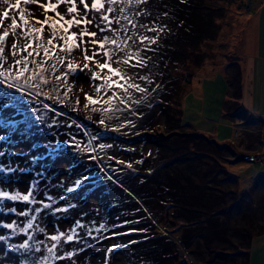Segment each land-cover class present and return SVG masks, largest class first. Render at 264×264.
Returning <instances> with one entry per match:
<instances>
[{
	"label": "rangeland",
	"instance_id": "374dc122",
	"mask_svg": "<svg viewBox=\"0 0 264 264\" xmlns=\"http://www.w3.org/2000/svg\"><path fill=\"white\" fill-rule=\"evenodd\" d=\"M15 2L16 0H8L5 3V0H0V13L7 9L9 4L15 5ZM46 2L47 0H39V3L30 2L25 5L23 0H21L19 9L12 8L9 10V18L3 21V27H8L11 24V17H18L20 11H23L29 20H31L32 16L43 20L44 9L39 4ZM52 3H56V0H52ZM69 6L67 3H61L57 11L65 14L66 18H70L67 15ZM183 6V4L180 6L178 3L164 2V0H141L139 3L137 0H116L115 4L105 5V7L113 9L112 12L107 13L110 19L119 21L111 25V28L115 29V31L106 30L99 32L94 25H89L88 28L90 31H97L96 39L107 37L110 40L115 37L123 41L131 37L127 46L121 44L124 51L117 53V57H119L130 50L133 52L139 50L137 38L130 33V28L135 31L143 30L146 34V31L151 28L152 21L157 20L156 23L159 24L157 27L162 26L166 31L170 28H175L176 30L179 27L178 30L182 29V31L187 32L191 28V22L185 15ZM217 7L215 8L217 10L216 15L213 18L217 22L213 29L214 35L200 39L199 48L201 49L202 59L199 64L194 66L190 82L185 84L184 91L181 93L180 106H182V113L180 114V123L169 127V122L164 117V111L161 108L159 109L157 103H152L150 104L152 110L151 119L146 125L130 130L125 129V126H120L118 128L119 135H123L125 138L119 137L115 139L120 142L121 146H124V149H116L113 157L118 158L117 160L125 161L127 155L131 156L140 165L137 166L136 164L138 171L145 169L150 161L154 159L156 154L154 148L159 146L156 143V138L158 137L159 139H168L175 135L174 133L177 131H184L191 134L195 139L205 142L208 139L213 146L216 144L213 147H217L214 157L219 158V166L222 168L223 173L219 175V178H221L219 179L221 194L216 197L218 204L211 207L209 209L210 212H207L203 206L205 205L203 197L209 196L207 188L205 189L202 186L203 189H201V185L195 177L194 179L190 177L192 180L189 183L181 184L180 189L183 190L184 194H182L184 203H181V205L173 201V199L172 201H167L169 196L163 198L164 193L152 194L144 192L141 185L126 183L120 185L121 188H124V195H120L119 198L124 200L118 202L121 203L124 214H127L130 209L129 206H131L129 212L132 213V216L137 215L134 223L137 230L139 232L148 230L149 228L143 227V225L146 221H150L153 223L155 230L151 234L155 233V236L163 234L165 239H172L170 246L174 251H168V257L164 258L165 261H168L167 264H264V142L263 145L255 150L256 154L259 153L261 155V160H245L241 155L243 150L239 149V146L246 147L250 142L260 137L264 138V133L254 131L255 127H258L256 126L257 120L254 121L255 126L251 124L252 120L250 119L242 125L236 123L239 116L229 113L231 112L229 102L223 105V108L221 107L222 104H220V100H223V97L232 99L228 93L229 84L226 82V72L231 68V59H234L241 66L244 65V61L246 62V60L251 58L249 61H251L250 66H252L253 63H258L257 60L262 61V58H264V0H220ZM77 8L80 14L83 15L84 8L83 5L79 4L78 0ZM204 9V7L200 6L197 10L202 11ZM102 14V11L88 12L89 18H95L96 24H99L101 28L105 27V22L99 19ZM47 15L51 17L54 16V13L50 10ZM252 21L254 24L253 28L250 25ZM32 26L38 27V25ZM250 29L256 32V34L252 33L255 43L251 44V46L247 43L246 45L243 44V41L239 39L241 34L246 35V32ZM79 30L76 26L70 29L71 32H78ZM0 31H3V28H0ZM16 35L18 45L21 47L19 43L21 41L19 28L16 30ZM48 35L47 27H45L44 37L48 38ZM7 38L13 41L12 35ZM88 39L89 37H84V40ZM12 41L6 43L9 49L6 50L7 55L5 57L7 62L4 67L13 63L14 58L10 51ZM60 42L62 43V41ZM85 46L92 48L91 45H81V48ZM108 47L112 46L108 45ZM241 47H243L242 52L240 51ZM252 49L255 51L252 52ZM248 52H250V57H248ZM89 55H91V52H89ZM16 58L18 59L19 57ZM70 58L73 62L78 63V67L75 73L67 71L68 75L65 82L72 87L71 90L77 99L86 102V94L94 97L92 74L98 69L91 62H89V68H84V55L79 49L73 51ZM97 58L103 62L101 57ZM211 60L213 62L214 60H219V63H213ZM222 60L226 64H223ZM188 65H191V61L179 63V66L175 68V73L179 75L180 72L185 71V67L190 68ZM113 66L115 67V65ZM120 67L129 75L131 74L132 67L125 65H120ZM135 70L136 72L141 71L139 68ZM260 72L264 79V69ZM253 73L255 76L254 71ZM103 74L101 73V75ZM256 79L255 76L252 84L253 89L251 90L252 101L256 102L255 100H261L262 97L264 101V80L259 77L260 84L259 87H256L258 83V79ZM0 80L8 84L17 85L21 89L26 87L34 96L33 103L45 104L42 99L43 92L41 87L31 86L34 85L32 82L26 84L24 78L16 81L0 77ZM172 82L173 84L175 83L174 80ZM245 98L240 94L237 99L239 103L242 101L241 103L244 105ZM243 107L245 108V106ZM53 111L58 112V115L54 116L52 114L51 117L57 118L56 121L60 125L65 120L66 125L70 124L68 126L69 131L77 133V136H80L88 147H93L91 135L85 131V127L82 124L73 120L78 123L76 132L72 122L66 120H69L67 114L59 110ZM245 119L247 117L243 120ZM208 124L212 128L207 131L204 126ZM245 131L246 133L244 134L243 132ZM9 150L10 153H8L7 158L12 167V172L6 183L0 180V191L8 192L9 195L17 192L25 195L27 194L28 180L31 177V172L26 169L30 163L31 150L27 145L23 144V141L11 144ZM90 152L92 154L95 153L93 150H90ZM58 158V162L64 164V159ZM151 165H153V161ZM59 176L61 177L59 182L46 181L43 176H39L38 180L35 179L37 184H33L30 191L32 197L47 199L52 205L59 207L64 204L60 211L55 210V213L51 215L43 211L38 212L40 208L39 202L35 200H33L34 204L27 205L25 201L0 199V236L4 237L3 240H0V264H127L123 250L110 248L105 241L109 239V241L114 243L116 239L112 236L117 228L114 222L117 220L114 219L116 216L113 215L114 218H111L110 214L102 212L103 208L98 205L95 195L89 196L80 204L83 205L81 207L75 206L73 203L68 204V201L75 197L74 191H68L71 188L68 185L71 174L64 170L59 173ZM143 179L142 181H144ZM188 184H192L193 188L200 186L201 190L196 188L197 192L195 195L193 194L198 200V205H201L200 207L190 204L187 200V197L191 195L190 191L186 190ZM61 186L64 187L62 188ZM251 189L252 193H254L253 195L251 194ZM248 195L249 197H247ZM92 203L96 205L95 210L89 205ZM179 206L181 207L180 211L184 215L189 214L190 210L195 211L194 221H196L197 227L201 231L200 233L197 235L193 234L194 229L189 227L194 225L189 224L187 228L183 224V215L174 216L171 211L176 214ZM227 209H229L228 216L225 212ZM21 213H27V215H21ZM32 215L33 217L35 216L34 220L31 218ZM95 217L101 220L100 225L104 218L108 221L107 223H110V226H108L104 225L106 223L103 222L101 228L104 227L103 229H105L104 238L98 237L94 244L90 243L84 246L85 248L83 249L78 248L77 246H81L83 240L90 241L91 236H87L85 234L86 231L93 233L94 229L98 228L93 223ZM181 217L182 219H180ZM92 219L93 222H91ZM118 220L122 221L121 218ZM127 220H124V222ZM29 221H31L30 227L28 226ZM23 223L27 224V226L22 228L23 231H21L19 228ZM82 223L86 227H81ZM7 224H14L15 227H4ZM73 229H75L73 239L74 241L76 240L75 248H73L71 241V243L65 242L66 236L72 234ZM60 233H64V236L61 237L59 242L50 239L52 235H59ZM31 237L36 238V242H32ZM179 239H188V243L186 244L185 241L181 242ZM25 242H27V246L21 247ZM53 244L56 245L53 249L54 254L48 252V249ZM95 246L100 249L97 252V256L91 252V249H88L89 247L95 248ZM58 247H61V250ZM73 249H75L76 253L71 257L64 255L61 259L55 255L57 250L68 253L69 250L73 251ZM153 251L156 252V250Z\"/></svg>",
	"mask_w": 264,
	"mask_h": 264
},
{
	"label": "trees",
	"instance_id": "16d2710c",
	"mask_svg": "<svg viewBox=\"0 0 264 264\" xmlns=\"http://www.w3.org/2000/svg\"><path fill=\"white\" fill-rule=\"evenodd\" d=\"M166 1L168 3H178L180 6L184 5L182 8L191 22V28L187 32L182 31V29L178 30L179 27L176 30L175 28H170L171 30L167 29L166 31L162 26L157 27V25L159 26L156 23L157 20L152 21L151 28H149L155 29V31L149 30L146 31V34L143 30L135 31L130 28V33L137 38L139 49L137 52L146 64L145 67H132L130 76L134 78L135 83L146 89V91L129 90L131 92L130 98L125 97L127 107L116 102L113 104V110L108 112L93 111L94 107L97 109L105 107L103 104L93 105L88 103V106L85 107L87 101L77 99L71 90L72 87L65 82L64 78L59 81L54 79L55 76H60L61 73L67 72L66 64L68 61H72L71 55L61 53L58 49L57 53L59 55H65V64H57L56 71L52 72L48 70V66L55 63V61L50 58L43 70L48 83L45 84L39 80L30 81L32 84L41 87L43 92L42 99L45 104L33 103L34 96L26 87L21 89L17 85L9 87L8 83H0V180L6 183L12 172L7 155L10 153V145L17 141H23V144L27 145L31 150L30 163L26 167L31 172V177H29L27 184V194L31 191L32 185L37 184L35 179L38 180L39 176H43L46 181L59 182L61 179L59 176L60 172L64 170L67 173L70 172L71 177L68 185L74 189L75 197L70 199L68 204L73 203V205L81 207L83 206L80 205L82 202L89 196L95 195L98 205L103 208L102 212L110 214L111 218H114L113 215L116 216L114 219L117 220L114 222L117 228L112 234L116 239L114 243L109 241V239L105 241L110 248L123 250L127 264H167L168 261H165L164 258L168 257V251H174V249L170 246L172 239H165L163 234L156 236L154 235L155 233L151 234L155 230L153 223L150 221H146L143 225V227L146 226L149 229L145 232H139L134 224L137 215L132 216V213L129 212L131 206H129L130 209L127 211L128 215L122 212L121 203L118 202L124 200L119 198L120 195H124V188L120 186L122 183L141 185L143 187L142 191L152 194L164 193L163 198L169 196L167 201H172L173 199V201L181 205V203H184L183 190L180 189L181 184L185 185V183H189L195 177L196 180L198 179L201 189L207 188L209 196L203 197L205 204L203 206L207 212H210L209 209L218 204L216 197L221 194L219 188V179L221 178H219V175L223 173V170L219 166V158L214 157L217 147H213L216 144L213 146L208 139H206V142L198 140L184 131H177L174 133L175 135L168 139H159L158 137L156 138V143L159 146L154 148L156 154L153 152L155 154L154 159H152L153 165H151L152 161H150L149 165L141 170L142 172L138 171L137 166L140 165L131 156L127 155L125 161L117 160L118 158L113 157L116 149H124V146H121L120 142L115 140L119 137L125 138V136L119 135L118 128L125 126V129L130 130L146 125L152 115L150 104L157 103L159 109L161 108L164 111V117L169 122V127L180 123V114L182 113L180 106L181 93L184 91L185 84L190 82L194 66L199 64L202 59L199 41L201 38H209L214 35L213 29L217 22L213 18L217 12L215 8H218L220 0H164V2ZM200 6L205 9L202 11L197 10ZM141 36L154 39L155 43H149L148 40L141 43L139 39ZM10 41L12 40L7 38V43ZM54 42L61 43L60 41ZM12 43L13 41L11 46ZM19 43L23 47L25 40L21 38ZM43 44L49 47L45 37H43ZM34 46L35 42L33 43ZM18 48H20L19 45ZM7 49H9L8 45L5 46L4 56L7 55ZM31 50L29 48V51ZM20 55H27V53L24 52ZM42 58L43 50L41 49L36 59ZM29 59L32 58L30 57ZM184 61H191V65H188L190 68L185 67V71L177 75L175 68ZM230 62L231 68L226 72V82L229 84L228 93L232 97L229 101L232 113H229L232 115L236 114L244 119L248 114L237 99L241 90L239 64L234 59H231ZM74 64L78 66L77 62H74ZM138 68L141 71L136 72L135 69L138 70ZM31 69L32 65H29V72L25 73V75H31ZM139 76H145L147 80H140ZM23 78L21 77L20 80ZM172 80L175 81L174 84ZM93 82L94 97L92 98L96 99V86L101 84L102 81L93 79ZM100 95L106 98V95H111V92L105 95L102 91ZM53 110H59L67 114L69 120H66L72 122L76 132L78 123L74 121L82 124L85 127V131L91 135L93 149L88 147L82 141V138L77 136V133L68 130L70 124L66 125L65 120V123L62 122L60 125L56 121L57 118L54 117L58 115V112ZM52 114L54 116L51 117ZM101 120H103V123H101ZM90 150L95 153L92 154ZM125 151L128 152L127 150ZM58 157L64 159V164L58 162ZM173 162L175 163L173 164ZM78 181L79 184H77ZM61 187L63 188L64 186ZM196 188L200 189V186L193 188L192 184H188L186 190H189L191 195L187 197V200L190 204L200 207L201 205H198V200L194 196L197 192ZM33 200L39 202L40 208L38 212L43 211L48 215L55 213V210L60 211L64 205L58 207L52 205L47 199H38L37 197H32L31 202H27V205L34 204ZM89 205L94 210L96 209V205L93 203ZM180 208V206L177 208L178 212L176 214L173 211L171 212L175 217L178 214L183 215L184 219L182 217L180 219H182L185 226L194 225L189 227L194 229L193 234L197 235L200 233L201 231L198 229L196 221H194L195 211L190 210L189 214L184 215ZM225 212L228 216L229 209ZM31 218L34 220L33 215ZM119 218L122 221H119ZM126 219L128 220L124 222ZM91 222H93V219ZM100 222V219L94 218L93 223L98 228L94 229L93 233L86 231L85 234L91 236L90 241L83 240L82 245L77 246L78 248L83 249L85 248L84 246L90 243L94 244L98 237L104 238L105 229L101 227L103 222L106 223L104 225L108 226H110V223H107L108 221L105 218L101 225L99 224ZM26 226L27 224L23 223L19 229L22 230ZM80 226L86 227L84 223ZM182 237L184 238V236ZM30 239H32V242H36V238L31 237ZM179 240L181 242L185 241L186 244L188 243V239ZM75 241H71L73 248L76 246ZM96 246L88 249H91V252L97 256V252L100 249ZM58 248L61 250V247ZM60 250L55 252L57 258L64 255L68 256V253H76L75 249L73 251L69 250L68 253L60 252ZM153 250H156V252Z\"/></svg>",
	"mask_w": 264,
	"mask_h": 264
},
{
	"label": "snow or ice",
	"instance_id": "6c2138e0",
	"mask_svg": "<svg viewBox=\"0 0 264 264\" xmlns=\"http://www.w3.org/2000/svg\"><path fill=\"white\" fill-rule=\"evenodd\" d=\"M8 0H5L7 3ZM24 4L28 3H39V0H23ZM79 4L83 5L84 12L83 15L80 14L77 8V0H56V3H52V0H47L44 4H39L40 7L44 9V19L40 20L32 16L31 20L26 18L23 11H20L19 16L11 17V24L8 27H3V21L9 18V10L12 8L19 9L21 0H16L15 5L9 4L8 8L0 13V28H3V31H0V77H4L7 80H16L19 81L21 77H24L25 83L30 81L39 80L42 83H48V79L44 76L43 70L47 61L51 58L55 63L48 66V70L55 72L57 64H65V55H59L57 49L61 53L66 55H71L75 50H80L84 55V68H89V62L93 63L98 69V71L93 72V79H99L102 81L101 84L96 86V99H93L91 96H85L87 103L85 107L88 106V103L93 105L103 104L105 107L102 109L93 108V111L101 110L103 112H108L113 110L114 102L123 104L127 107V101L125 97L130 98L131 92L129 90H135L139 92H144L146 89L142 88L139 84L134 82V78L130 76L120 65H125L128 67H145L146 64L144 60L139 56L138 52L128 51L125 52L123 56L117 57V53L123 52L124 49L121 47V44L127 46L128 40L131 37H128L126 40L120 41L118 38L108 39L107 37H102L96 39L97 31H90L88 26L94 25L99 32L115 31L111 28L113 23H118L119 21L110 19L107 13L113 11L111 7H105L106 4L111 5L115 4L116 0H78ZM141 2V0H137ZM61 3H67L70 5L67 8V15L70 18H66L65 14L57 11V8ZM54 13V16H48L49 11ZM89 11H102L103 14L100 16V20L105 22V27L101 28L99 24H96L95 18H89ZM31 15V13H29ZM131 23V21H129ZM32 25H38V27H33ZM76 26L80 30L78 32H71L70 29ZM82 26V27H81ZM45 27L48 30L47 45L44 46L43 37ZM17 28L20 29V38L25 40L23 47L18 48V40L16 35ZM150 31H155V29H149ZM63 33V34H60ZM9 35L13 36V43L11 46V55L14 58L13 63L4 67L7 62V58L4 56V50L7 43V37ZM89 37L88 40H84V37ZM140 42L143 43L145 40H148L149 43H155L154 39L141 36ZM54 41H62V43H57ZM35 46L33 47V43ZM81 45H91L92 48L83 47ZM111 45L112 47H108ZM29 48L32 50L29 51ZM43 50V58L36 59L39 56V50ZM26 52L27 55H20L21 53ZM91 52V55H89ZM19 56L17 59L16 57ZM32 59H29V58ZM97 57H101L98 59ZM114 57H116L114 59ZM135 61V63H133ZM29 65H32L31 75H25L29 72ZM115 65V67L113 66ZM66 67L69 72L75 73L77 71V65L73 61H68ZM82 70V69H81ZM106 70V72H105ZM101 73H104L101 75ZM68 72L61 73L60 76H55L54 79L59 81L62 78L66 79ZM140 80H147L145 76H139ZM0 83H3L0 80ZM150 83V81H149ZM14 85L9 84V87ZM37 86V85H31ZM104 92L105 95L108 92H111V95L101 96L100 93ZM79 103V101H77ZM119 110V109H115ZM103 123V120H101ZM79 184V181L77 182ZM74 189L69 188L68 191L71 192ZM9 199L12 201H25L31 202L32 194L21 195L19 192L9 195L8 192L0 191V199ZM47 207V205H45ZM21 215H27V213H21ZM35 219V217H33ZM29 227L31 226V221H29ZM7 228H14V224L4 225ZM23 231V229L21 230ZM43 231V229H41ZM75 229L72 230V234L66 236L65 242H70L74 239ZM64 236V233L59 235H52L50 239L52 241L59 242L61 237ZM4 237L0 236V240H3ZM27 242L21 245V247H26ZM55 244L48 249L49 253H53ZM111 251V249H109ZM54 254V253H53ZM68 257H71L73 253H68ZM61 259L63 257H60Z\"/></svg>",
	"mask_w": 264,
	"mask_h": 264
},
{
	"label": "crops",
	"instance_id": "0c3cea01",
	"mask_svg": "<svg viewBox=\"0 0 264 264\" xmlns=\"http://www.w3.org/2000/svg\"><path fill=\"white\" fill-rule=\"evenodd\" d=\"M250 25H252V28H253V25H254L253 21L251 22ZM252 33L256 34V32H253L252 29H250L248 32H246V35L241 34V38H239V39L243 41V44L246 45V43H247V44H249L251 46V44L253 45V43H255L254 36H252ZM237 48H236V51H237ZM242 49H243V47H241L240 51ZM252 50H253L252 52L255 51L254 49H252ZM249 53L250 52H248V54ZM248 57H250V54L248 55ZM249 59H251V58H249ZM249 59L246 60V62L244 61V65H241V66L239 65V67H240V69H239V72H240V80H239V82H240V87H241L240 94H241V96L243 98H245V96H247L245 98V100H244L245 104L243 105L241 103L242 101L240 103L242 104V106H245V108H246L245 111L247 112L248 116H247V119H245V120H243V117H238V121H236V123L242 125L245 121L250 119V120H252L251 124H254V121L257 120L258 123H257V125L254 124V126L256 125L258 127H255L256 129H254V131H256V132L259 131L260 133H264V101H263V97L261 98V100H259V99L255 100L256 102L252 101L253 99L251 98V95H252L251 90L253 89V85H252L253 84V79L255 78V76H256L257 79L259 77H261L263 79V76L261 75L260 71H263V69H264L263 68V65H264V62H263L264 60L263 59L264 58H262V61L261 60H257L258 63L257 64L253 63L252 66H250L251 61H249ZM212 60H211V62H213ZM253 61L256 62L255 60H253ZM221 62H223V64H226V62L224 60H222ZM213 63H219V60H214ZM253 71L255 72V76H254ZM259 80L260 79L257 80L258 83H257L256 87H259V84H260ZM220 101H221L220 104H222L221 107L223 108V105L228 104L230 99L226 98V97H223V100H220ZM181 108H182V106H181ZM206 119H207V117H206ZM204 127L206 128L207 131L212 128V126H210L209 124L205 125ZM243 133L245 134L246 131L243 132ZM263 142H264V138L260 137V138L256 139L255 141H252L249 144H247L246 147L239 146V149H242L243 150L242 153H244V154H246L247 152H251V153L254 152L253 155H255V156L253 158H251V159H248V160H255V161L261 160L262 159L261 155L259 153L256 154L255 150H257L261 145H263ZM255 192H257V191H255ZM251 194L252 195L254 194V193H252V189H251ZM247 197H249V195Z\"/></svg>",
	"mask_w": 264,
	"mask_h": 264
},
{
	"label": "built area",
	"instance_id": "2783aa9c",
	"mask_svg": "<svg viewBox=\"0 0 264 264\" xmlns=\"http://www.w3.org/2000/svg\"><path fill=\"white\" fill-rule=\"evenodd\" d=\"M241 155L243 156V158H245V160L251 159V158H253L255 156L251 152H247L246 154L242 153Z\"/></svg>",
	"mask_w": 264,
	"mask_h": 264
}]
</instances>
